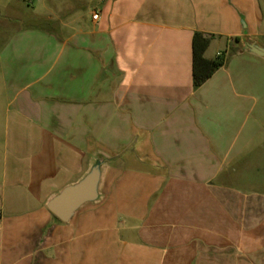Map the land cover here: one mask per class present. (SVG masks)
I'll list each match as a JSON object with an SVG mask.
<instances>
[{"label": "crops", "instance_id": "obj_1", "mask_svg": "<svg viewBox=\"0 0 264 264\" xmlns=\"http://www.w3.org/2000/svg\"><path fill=\"white\" fill-rule=\"evenodd\" d=\"M0 17V264L247 263L264 58L244 43L264 48V0H0ZM195 33L225 61L198 88ZM97 165V200L62 222L48 203Z\"/></svg>", "mask_w": 264, "mask_h": 264}, {"label": "water", "instance_id": "obj_2", "mask_svg": "<svg viewBox=\"0 0 264 264\" xmlns=\"http://www.w3.org/2000/svg\"><path fill=\"white\" fill-rule=\"evenodd\" d=\"M245 49L264 58V48L246 41ZM101 177L100 167L95 166L78 184L67 187L47 205L48 209L62 222H68L84 204L98 198V185Z\"/></svg>", "mask_w": 264, "mask_h": 264}, {"label": "trees", "instance_id": "obj_3", "mask_svg": "<svg viewBox=\"0 0 264 264\" xmlns=\"http://www.w3.org/2000/svg\"><path fill=\"white\" fill-rule=\"evenodd\" d=\"M213 36L195 33L193 40V80L195 88L203 85L218 69L224 66L222 58L213 60L205 57Z\"/></svg>", "mask_w": 264, "mask_h": 264}, {"label": "rangeland", "instance_id": "obj_4", "mask_svg": "<svg viewBox=\"0 0 264 264\" xmlns=\"http://www.w3.org/2000/svg\"><path fill=\"white\" fill-rule=\"evenodd\" d=\"M0 17V50L4 45V40L6 34L10 32L9 28L5 26ZM14 28V27H13ZM13 30V29H12ZM264 164V161H262ZM262 176L264 177V171L262 172ZM262 190V188H260ZM255 219L251 218V229H253L256 225ZM250 252L247 263L244 264H264V232L263 233H251L250 234ZM233 256L236 257V250L233 251Z\"/></svg>", "mask_w": 264, "mask_h": 264}, {"label": "built area", "instance_id": "obj_5", "mask_svg": "<svg viewBox=\"0 0 264 264\" xmlns=\"http://www.w3.org/2000/svg\"><path fill=\"white\" fill-rule=\"evenodd\" d=\"M94 19H98V15L97 14L94 15ZM0 218H1V213H0Z\"/></svg>", "mask_w": 264, "mask_h": 264}]
</instances>
